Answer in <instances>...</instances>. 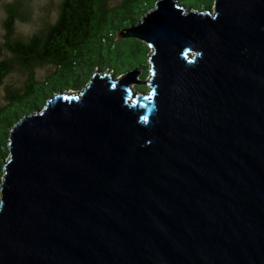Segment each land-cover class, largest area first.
Returning <instances> with one entry per match:
<instances>
[{
	"label": "water",
	"instance_id": "95a60500",
	"mask_svg": "<svg viewBox=\"0 0 264 264\" xmlns=\"http://www.w3.org/2000/svg\"><path fill=\"white\" fill-rule=\"evenodd\" d=\"M123 38L147 79L95 71L10 128L0 264H264V0H156Z\"/></svg>",
	"mask_w": 264,
	"mask_h": 264
},
{
	"label": "trees",
	"instance_id": "16d2710c",
	"mask_svg": "<svg viewBox=\"0 0 264 264\" xmlns=\"http://www.w3.org/2000/svg\"><path fill=\"white\" fill-rule=\"evenodd\" d=\"M156 0H60L55 20L24 38L15 31L18 19L29 17L27 5L12 0L5 5L4 41L0 43V83L15 68L24 80L17 88H6V103L0 106V181L8 155L10 128L25 113L41 109L46 99L57 92L76 93L89 82L95 71L114 78L137 68L138 78L147 79L150 48L134 38L115 39L116 32L133 23L150 10ZM185 8L204 10L214 0H177ZM51 66L41 79L36 68ZM106 71V72H105ZM146 84L134 90L146 92Z\"/></svg>",
	"mask_w": 264,
	"mask_h": 264
},
{
	"label": "rangeland",
	"instance_id": "374dc122",
	"mask_svg": "<svg viewBox=\"0 0 264 264\" xmlns=\"http://www.w3.org/2000/svg\"><path fill=\"white\" fill-rule=\"evenodd\" d=\"M12 0H0V43L4 41V20L6 17L5 5ZM23 5H27L29 17L25 20L18 19L15 24V31L18 35L27 38L34 32L43 29L48 24L52 23L56 16L60 0H20ZM120 0H109V6L119 3ZM52 69L51 66H43L36 68V76L41 79ZM106 72V71H105ZM124 74L119 75L118 78ZM139 75L136 76L138 78ZM25 74L19 69L15 68L8 76H6L2 83H0V106L6 103L5 93L6 88H17L23 83ZM134 84L133 86L134 89Z\"/></svg>",
	"mask_w": 264,
	"mask_h": 264
},
{
	"label": "clouds",
	"instance_id": "9594fccd",
	"mask_svg": "<svg viewBox=\"0 0 264 264\" xmlns=\"http://www.w3.org/2000/svg\"><path fill=\"white\" fill-rule=\"evenodd\" d=\"M108 74V73H107ZM66 94H75V93H66Z\"/></svg>",
	"mask_w": 264,
	"mask_h": 264
}]
</instances>
